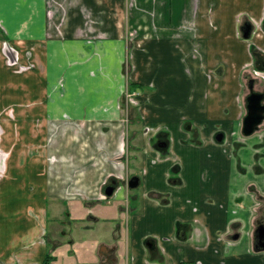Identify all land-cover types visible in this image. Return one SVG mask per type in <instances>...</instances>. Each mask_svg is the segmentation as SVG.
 Returning a JSON list of instances; mask_svg holds the SVG:
<instances>
[{"label": "crops", "instance_id": "crops-1", "mask_svg": "<svg viewBox=\"0 0 264 264\" xmlns=\"http://www.w3.org/2000/svg\"><path fill=\"white\" fill-rule=\"evenodd\" d=\"M48 11L49 0H0V45L18 46L26 61H38L21 74L0 52V80L23 87L22 99L10 90L14 96L0 100V119L8 121L0 122L35 125L37 117L58 119L66 112L87 122L89 132L81 131L87 148L78 142L69 155L56 148L57 156L72 157L63 170L49 161L47 129L28 145L34 154L18 152L17 133L2 138L11 144H0L7 155L0 264H42L55 250L47 229L49 200L72 206L70 219L60 215V223L81 222L77 239L101 246L98 264H264V251L254 248L264 212V165L253 163L264 157V124L249 138L242 132L245 77L255 70L252 48L264 54V0H79L65 38L53 36ZM247 21L253 24L249 38L242 31ZM127 39L134 46L130 86L141 91L128 169L143 183L106 199L100 189L105 179L126 170L118 159L128 147L122 110L112 93L126 87ZM6 110L14 115L1 118ZM163 133L165 151L155 147ZM174 177L180 180L172 183ZM102 221L115 240L96 232Z\"/></svg>", "mask_w": 264, "mask_h": 264}, {"label": "rangeland", "instance_id": "rangeland-1", "mask_svg": "<svg viewBox=\"0 0 264 264\" xmlns=\"http://www.w3.org/2000/svg\"><path fill=\"white\" fill-rule=\"evenodd\" d=\"M79 0H49V11H48V16L50 17V24L51 25V30L54 32L55 38L56 37H60V35H63L62 38H65V30H66V25L69 22V15H70V9L72 7V5L77 2ZM101 1V0H99ZM131 2V0H128V3ZM134 2V0H133ZM85 15H87V8L85 7V10L83 11ZM53 26V27H52ZM57 27V28H56ZM97 33L99 32V30L96 31ZM33 49L35 48H39L42 45H32ZM13 49H12V48ZM126 52L127 55L125 56V60L123 62L125 71H124V78L126 79V84L124 87V89L122 90V92L120 94L118 93H112V95L114 97L118 96L120 103H119V108L122 110V121H123V133L122 135L128 133L129 135L132 133L131 128H135L134 125L132 127V120L135 119V117H137L136 115V111L135 108L138 109V105H133L128 107V109H124L123 107L125 106V104L123 103H130V100L135 101L138 100V97L140 96L138 93H134V92H130L128 89L130 87V72L129 69L132 68V62L130 60V55L132 53V48L134 47L132 45V43L127 39V44H126ZM25 49H21L18 46H11L9 45V48H5V46L0 45V52L1 54H5V59H3L9 66H13V68H15L16 72L18 73H26L28 71H31L32 69H35L37 67V60L36 57L34 56L33 59H35V63L33 61H26V55L24 54ZM27 54L29 55L30 60L32 59V55L33 53L31 51L27 52ZM1 55V56H2ZM3 58V57H2ZM26 61V62H25ZM4 62V63H5ZM68 64L71 65L73 64L72 61H68ZM249 77H252V74L248 73V76L246 75L245 77V88L244 91L247 92L248 91V79ZM61 81L60 86H65V83L63 80H59V82ZM129 81V82H128ZM9 83L6 84L5 81L0 80V100L2 99H6L7 97L10 96H14V94H11L10 90H12L13 92H16L17 94L15 95V97H20V99H22V92H23V87H22V82H15V84H11L9 86H7ZM129 85V86H128ZM256 87H258V89H262L264 88V81H261L260 79H258L257 85ZM129 91V93H127ZM18 95H22V96H18ZM67 96L70 94H64ZM74 95H76L75 99H80V97L84 94H73L72 97H74ZM102 96L101 94H99L98 97ZM71 97V96H70ZM136 102V101H135ZM135 107V108H134ZM20 112V111H19ZM138 112H140L138 110ZM5 113L7 114H3L1 115L2 117H9L11 115H14L12 112H9L6 110ZM21 113H24V110H21ZM138 114V113H137ZM16 116H19L17 112H15ZM71 114H68L66 112H63L60 114V118H55V117H51L49 118V116H42L40 118H36L35 119V125H29V124H19V125H8V124H1L0 122V144H6V146H8V144H11V141H1L3 140L2 138H6V137H10V138H14V134H16V138L17 141L14 139V141H16V147L18 148V152H21L20 154L22 156H24V151H26V154H29L30 152L32 154H34V147L32 148V150H30V146H28L29 144H34L32 142H34V138L38 137L37 133H39L40 128L42 127V131L43 130H48L47 134L49 136H47L48 139V150L51 151V154H49V161L51 162L52 165L58 166L59 169H63V170H67V167L72 159V157L68 156L71 153V150L74 149V146L79 142L82 143L81 144V148H87V141L84 140V138L81 137L82 134V129L85 130L86 132H89L88 130V125H86V121L84 119L81 120V122L79 120H75L73 118H71ZM129 116V117H128ZM126 117H128L129 120H124ZM0 121H5V119H0ZM5 122H8L7 120ZM11 127V129H10ZM13 128V130H12ZM17 128L18 130H20L19 132L21 134H19V132H15L14 129ZM32 131H31V130ZM40 130V131H41ZM14 132V133H13ZM44 134V133H42ZM127 134V135H128ZM53 135H60L61 137L59 138V140L56 142L53 141ZM121 135V136H122ZM127 135L125 136V139L127 141ZM98 136V135H97ZM250 136L246 137L249 138ZM19 138V141H18ZM33 139V140H32ZM13 140V139H12ZM32 140V141H31ZM13 142V141H12ZM75 142V144H74ZM1 146V145H0ZM264 147V146H263ZM59 149L60 151L65 149L67 152V156L66 155H60L57 156V153H55L56 151ZM120 148V147H119ZM128 148H129V144H128ZM55 150V151H54ZM59 151V152H60ZM264 151V150H263ZM3 152V151H2ZM5 152L1 153L0 152V180H2L5 175H6V165L4 161H6L7 159V155L4 154ZM53 153V154H52ZM65 154V153H64ZM241 157H243V160L245 163H248L250 161L249 159V155L248 153L243 150ZM70 160V161H69ZM95 161H97V163H101L102 161V157L101 156H97L94 158ZM254 164H260V165H264V157H260L257 160L253 161ZM69 176L71 177V173L69 174ZM135 190V189H134ZM127 199L129 200L130 197L128 196ZM121 202L123 203V205H127L128 201H124V199L121 200ZM53 203L52 201L49 200V205L47 207L48 209V214H47V229L49 234L53 235V240L51 243L50 247H55V250L53 252H51V254L55 257L53 264H98V260H99V251L101 246L99 245L98 248H94L97 247L95 245H91L93 244V242H90L87 238H84L83 242L80 243L79 239H77L78 235H80L82 233V230H84V227L82 226L81 222L79 221H73L71 219V221L69 220V223H67L66 225H62L60 223V215L62 216V218L64 219H70V217L66 216V211L67 212H71L72 206L71 205H64V206H59V205H55V204H51ZM118 214V219H121V222H124V216L122 219V212L120 210H115ZM122 214V215H121ZM46 215L45 210L42 211V218ZM73 223V226H71V224ZM96 227V232L98 234H106L107 237H104L103 239L107 240H115L114 235L112 234V232L110 231L109 225L106 223L100 222L98 224H95ZM71 231V232H70ZM71 238H75L76 239V244H72L71 242ZM99 239V237H98ZM52 240V239H51ZM60 240L62 243L61 245L58 244V241ZM89 242V243H88ZM80 245L79 247L77 246ZM91 245V247H90ZM57 248V249H56ZM94 248V249H93ZM97 250V251H96Z\"/></svg>", "mask_w": 264, "mask_h": 264}, {"label": "flooded vegetation", "instance_id": "flooded-vegetation-1", "mask_svg": "<svg viewBox=\"0 0 264 264\" xmlns=\"http://www.w3.org/2000/svg\"><path fill=\"white\" fill-rule=\"evenodd\" d=\"M255 48V51L257 53V56L259 58V65H261L263 68H257L254 63V72L252 73V77H249L248 79V91L245 92V115H244V118H243V126H244V120H245V117L249 114V105H250V102H249V97L253 94V93H257V98L259 99V94H264V88L262 89H258V87H256L257 85V82H258V79H260L261 81H264V54L261 52V50L259 48H257L256 46L254 47ZM253 50V53H254V49L252 48ZM255 60V59H254ZM248 76V75H247ZM253 80V84L252 81ZM130 92H134V93H141V91L139 90H133L132 89V86L129 87L128 89ZM129 91L127 93H129ZM140 95V94H139ZM136 101V102H135ZM135 101L133 100H130V103H123L125 104V106L123 107L124 109H128V107L130 106H133V105H138V109L135 108V111L137 113L140 106H141V101L138 97V100L135 99ZM258 106H256L255 108H253V111H252V114L255 115L256 114V110H260L261 112L257 113V116H261L263 115V119L261 121V123L259 124V127L256 131H254L252 134L250 135H245L244 132H243V126H242V132H243V135L248 137V136H251L253 134H255L259 129L260 127L264 124V95L261 96V99H260V103L258 101ZM129 117V116H128ZM128 117H126L124 120V123H125V120H129ZM129 133V132H128ZM128 133L124 134V140H125V135H127ZM221 135V140L218 139V136ZM165 134H161V136L157 138V141L155 143V147L158 149V150H161V151H165L168 147H169V141L166 140L164 138ZM216 139L217 141L221 142L224 140V134L223 133H219L217 134L216 136ZM130 142L131 140V134L127 135V145L129 144V148L127 147L126 149H123L119 152L120 156H118V159H122L124 160L123 161V164H124V167H125V173H124V176H120L119 174H111L110 176H108L105 181L103 182L102 186H101V193L103 195V198H111L113 196L116 195L117 191L121 188V187H125L126 190L128 191H131V190H134V189H137L139 187H141V184L143 183V178L140 174H136V173H130V170L128 169L129 167V162L131 160V150H130ZM139 179V183L134 186V187H131L130 186V183H131V180H133V183H135L138 179ZM172 183H175V182H178L180 180V178L178 177H174V178H171L170 179ZM113 187V192L111 193V195H108L106 193V190ZM261 224H264V212L262 214V217L260 218L259 222H258V226L261 225ZM257 226V227H258Z\"/></svg>", "mask_w": 264, "mask_h": 264}, {"label": "water", "instance_id": "water-1", "mask_svg": "<svg viewBox=\"0 0 264 264\" xmlns=\"http://www.w3.org/2000/svg\"><path fill=\"white\" fill-rule=\"evenodd\" d=\"M252 29H253V24L250 21H247L244 23L242 27V31L246 38H249L251 36ZM251 81H252L251 84H253V80ZM256 94L257 93H253L249 97V102H250L249 109L250 110H249V114L245 117L244 126H243V132L245 135H250L254 131H256L259 127V124L261 123L263 119V115L257 116V113L261 112L258 109L256 110L255 115L252 114L253 108L259 105L258 101L260 103L261 96L264 95L262 93L259 94V99H258ZM221 138H222L221 135H219L218 139L221 140ZM138 183H139V179L135 183H133V180H131L130 186L134 187ZM112 192H113V187L106 190V193L108 195H111ZM254 248L256 251H264V224L259 225L255 230Z\"/></svg>", "mask_w": 264, "mask_h": 264}, {"label": "trees", "instance_id": "trees-1", "mask_svg": "<svg viewBox=\"0 0 264 264\" xmlns=\"http://www.w3.org/2000/svg\"><path fill=\"white\" fill-rule=\"evenodd\" d=\"M253 49H254V56H255V60H254L255 66L257 68H260V67L263 68L261 65H259L260 61L255 51V48ZM54 258L55 257L51 253H48L45 259L43 260L42 264H53Z\"/></svg>", "mask_w": 264, "mask_h": 264}]
</instances>
